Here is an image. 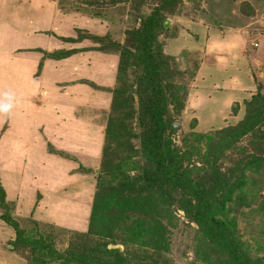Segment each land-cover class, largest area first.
<instances>
[{
    "label": "rangeland",
    "instance_id": "374dc122",
    "mask_svg": "<svg viewBox=\"0 0 264 264\" xmlns=\"http://www.w3.org/2000/svg\"><path fill=\"white\" fill-rule=\"evenodd\" d=\"M5 92L0 264H264V0H0Z\"/></svg>",
    "mask_w": 264,
    "mask_h": 264
},
{
    "label": "trees",
    "instance_id": "16d2710c",
    "mask_svg": "<svg viewBox=\"0 0 264 264\" xmlns=\"http://www.w3.org/2000/svg\"><path fill=\"white\" fill-rule=\"evenodd\" d=\"M152 71H154L152 69ZM149 106L153 105V101L148 102ZM154 105L157 106V103ZM151 110V108H150ZM141 126L144 127V136L148 138V142H146V147L149 149L150 152L156 154L158 151H156V145L155 143H150V138L153 137L154 140L160 139V143L162 141V134L164 132V129L166 128V125H169L170 127H173L174 125L172 123H169L167 120L164 119L163 112L159 110L158 107L152 109V111H145V114L142 115ZM164 139V138H163ZM153 140V141H154ZM165 142V139L164 141ZM175 180V179H174ZM184 183H189L185 181ZM198 185V184H197ZM208 207V203L206 199H202L198 204V209L200 211H196L194 214V219L196 221H201L203 219V211H206L205 209ZM2 219H4L8 224L12 225L16 229L17 235L22 232V228H20L14 218L10 216L8 213L2 214Z\"/></svg>",
    "mask_w": 264,
    "mask_h": 264
},
{
    "label": "crops",
    "instance_id": "0c3cea01",
    "mask_svg": "<svg viewBox=\"0 0 264 264\" xmlns=\"http://www.w3.org/2000/svg\"><path fill=\"white\" fill-rule=\"evenodd\" d=\"M114 62H115L114 58H112V59L111 58H109V59H102L101 58L100 60H98L97 62H94L93 64L95 65V67H97L96 69H98V70H99V68H101V69H105L106 72H111V71H113L112 65L114 64ZM91 99H92V101L94 100V98H91V97L85 98L84 100H86L87 102H89V101L91 102ZM80 138H82V137L79 135V138L77 139V141L75 140V142L77 143L78 140H80Z\"/></svg>",
    "mask_w": 264,
    "mask_h": 264
},
{
    "label": "clouds",
    "instance_id": "9594fccd",
    "mask_svg": "<svg viewBox=\"0 0 264 264\" xmlns=\"http://www.w3.org/2000/svg\"><path fill=\"white\" fill-rule=\"evenodd\" d=\"M13 108V95L10 92L3 94V99L0 100V114L11 115Z\"/></svg>",
    "mask_w": 264,
    "mask_h": 264
},
{
    "label": "water",
    "instance_id": "95a60500",
    "mask_svg": "<svg viewBox=\"0 0 264 264\" xmlns=\"http://www.w3.org/2000/svg\"><path fill=\"white\" fill-rule=\"evenodd\" d=\"M176 125V124H175Z\"/></svg>",
    "mask_w": 264,
    "mask_h": 264
}]
</instances>
